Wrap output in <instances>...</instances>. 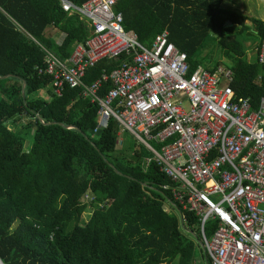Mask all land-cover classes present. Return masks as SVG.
I'll return each instance as SVG.
<instances>
[{
    "label": "trees",
    "instance_id": "trees-1",
    "mask_svg": "<svg viewBox=\"0 0 264 264\" xmlns=\"http://www.w3.org/2000/svg\"><path fill=\"white\" fill-rule=\"evenodd\" d=\"M69 1L79 6L87 0ZM221 1L120 0L115 9L123 28L144 46L166 29L190 71L212 64L202 46L215 34L214 46L230 62L231 87L255 106L264 96V66L256 54L246 59L244 43L257 47L264 39V19L251 18L246 26L233 13H221ZM48 26L64 34L60 43L47 34ZM89 33L87 22L65 12L58 0H0V77L8 75L0 78L1 264H209L196 218L173 200L170 179L153 162L142 165L148 152L123 133L131 146L124 155L114 118L94 132L96 104L78 88L54 95L50 77L38 73L44 49L65 60ZM124 59L100 60L84 82L110 73ZM45 88L48 99L38 95ZM109 88L107 81L99 94ZM22 117L33 129L28 149L13 127ZM213 231L211 222L205 234Z\"/></svg>",
    "mask_w": 264,
    "mask_h": 264
},
{
    "label": "built area",
    "instance_id": "built-area-1",
    "mask_svg": "<svg viewBox=\"0 0 264 264\" xmlns=\"http://www.w3.org/2000/svg\"><path fill=\"white\" fill-rule=\"evenodd\" d=\"M58 1L86 21L90 33L65 60L44 49L38 73L50 77L51 92L80 89L98 107L94 132L114 118L116 145H124L125 133L148 152L142 165L153 162L170 179L173 200L196 218L209 264H264V96L253 106L236 95L228 65L198 64L190 71L166 29L142 45L123 28L115 9L120 0ZM255 54L264 66V39ZM119 55L125 59L110 73L84 82L89 68Z\"/></svg>",
    "mask_w": 264,
    "mask_h": 264
},
{
    "label": "rangeland",
    "instance_id": "rangeland-1",
    "mask_svg": "<svg viewBox=\"0 0 264 264\" xmlns=\"http://www.w3.org/2000/svg\"><path fill=\"white\" fill-rule=\"evenodd\" d=\"M220 10L221 13L225 14L227 12L233 13L235 15V18L239 21H242L246 26L251 25V18H257V19H264V0H222L220 4ZM230 23H227L229 25ZM246 31L243 30L240 34H238V37L241 38ZM216 38L215 34H212L210 38L203 44L202 46V54H209L211 55L213 62L209 67L214 66L215 61H218L219 64L222 65H230V62L226 59H224L220 53V50L217 46H214V40ZM247 47V50L245 52V57L248 61L252 60L255 57V49L256 45H251L250 40L246 41L244 43ZM40 94L45 95V93L41 90ZM184 107H187V103L184 102ZM29 119L26 117H22L19 126H13L15 128V131L21 134L22 138L24 139V149H28L32 142V135H33V129L28 126ZM136 146V145H135ZM121 150L123 151V154L130 152L131 146L129 145H123L121 146ZM85 199L88 201L89 197H85ZM89 214V210H86L83 215L82 219L86 220ZM199 260V259H198ZM171 264H175V262H172ZM201 264V263H197Z\"/></svg>",
    "mask_w": 264,
    "mask_h": 264
},
{
    "label": "crops",
    "instance_id": "crops-1",
    "mask_svg": "<svg viewBox=\"0 0 264 264\" xmlns=\"http://www.w3.org/2000/svg\"><path fill=\"white\" fill-rule=\"evenodd\" d=\"M46 32H47V34H49V35L52 37V39H53L56 43H60V42L62 41L63 37H64V34H63L62 32H60L59 30L55 29V28L52 27V26H48V27L46 28ZM41 90L45 93V95L40 94V91H41ZM41 90L38 91V95H39L40 97H43V98H45V99H48V98H49V95H48V93H49V92H48V89L45 88V89H41ZM18 126H19V125H18ZM201 264H203V263H201Z\"/></svg>",
    "mask_w": 264,
    "mask_h": 264
},
{
    "label": "water",
    "instance_id": "water-1",
    "mask_svg": "<svg viewBox=\"0 0 264 264\" xmlns=\"http://www.w3.org/2000/svg\"><path fill=\"white\" fill-rule=\"evenodd\" d=\"M8 75H5V76H1L0 78H5V77H7ZM23 89H24V83L22 84V87H21V94L23 95ZM110 166H112V164H110V163H108ZM112 168L114 169V171L116 172V173H118L117 172V170L112 166ZM0 264H1V262H0Z\"/></svg>",
    "mask_w": 264,
    "mask_h": 264
}]
</instances>
